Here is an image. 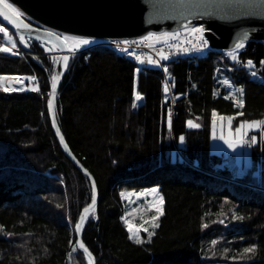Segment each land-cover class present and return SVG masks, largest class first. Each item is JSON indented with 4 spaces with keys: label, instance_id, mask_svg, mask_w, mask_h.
Instances as JSON below:
<instances>
[{
    "label": "trees",
    "instance_id": "trees-1",
    "mask_svg": "<svg viewBox=\"0 0 264 264\" xmlns=\"http://www.w3.org/2000/svg\"><path fill=\"white\" fill-rule=\"evenodd\" d=\"M10 32L27 52L0 51V264H91L76 225L92 183L62 149L48 110L58 58L45 43ZM238 55L167 61L173 96L157 64L138 71L135 58L107 45L73 53L57 110L99 185V204L83 225L97 264H264V124L249 134L242 171L212 149L217 115L232 116L234 127L264 122V42L246 41ZM5 75L35 84L6 91ZM152 185L163 194L162 214L137 243L124 194Z\"/></svg>",
    "mask_w": 264,
    "mask_h": 264
},
{
    "label": "water",
    "instance_id": "water-1",
    "mask_svg": "<svg viewBox=\"0 0 264 264\" xmlns=\"http://www.w3.org/2000/svg\"><path fill=\"white\" fill-rule=\"evenodd\" d=\"M21 11L17 18L0 4V21L16 32L21 41L34 39L56 42L60 47L55 67L48 110L54 132L62 149L76 166L88 175L93 199L82 210L77 225V245H84L91 264L96 256L83 237L87 215L99 204L100 190L93 172L69 145L61 127L57 102L62 82L73 53L65 34L93 38H121L149 32L174 30L189 24H204L206 37L213 47L235 49L249 40L264 42V0H9ZM65 57L67 66L65 67ZM55 78V79H54ZM61 137L63 140L61 141Z\"/></svg>",
    "mask_w": 264,
    "mask_h": 264
},
{
    "label": "rangeland",
    "instance_id": "rangeland-1",
    "mask_svg": "<svg viewBox=\"0 0 264 264\" xmlns=\"http://www.w3.org/2000/svg\"><path fill=\"white\" fill-rule=\"evenodd\" d=\"M8 2H10L8 0ZM11 3V2H10ZM13 4V3H12ZM19 11L20 9L13 4ZM21 12V11H20ZM22 14V13H21ZM201 24H195V27H199ZM9 29V28H8ZM168 30H163L160 32H149L148 36L150 37L153 43L164 42L169 34L166 32ZM1 33L3 34V39L11 42L12 44H16V37L7 29H2ZM65 37H68V42L73 51H78L82 48H87L98 41L97 38L87 37V36H79V35H71L65 34ZM79 39H87L90 41L87 45H79L77 47L76 42ZM26 40L25 42H27ZM29 42V41H28ZM245 42L241 43L244 44ZM4 48H7L3 43ZM46 49L53 54L59 57L60 47L56 42L45 43ZM19 47V46H18ZM21 48V47H19ZM9 49V48H8ZM236 52H238L239 48H235ZM11 52L12 51H7ZM15 54H18L17 52ZM24 54V53H21ZM10 76V77H9ZM25 77L27 81L24 85L21 86H12V84H8L9 78H17V77ZM7 78V79H6ZM227 85L230 88V95L236 99H238L237 88L232 83V81L228 78L225 79ZM1 83L6 89L10 90H25L34 86V78L28 75H5L1 77ZM258 124V126H257ZM264 122L259 119L247 120L240 123L238 126H233V117L232 116H222L217 115L215 119V124L212 131V149L214 152L222 153L230 155V159L233 160L234 164L240 167L241 171L243 170V166L245 163H249L250 161V148L248 146L247 140L249 139V134L252 130H259L263 128ZM243 125V127H241ZM251 125V126H250ZM263 138H264V130H263ZM255 142L257 141V135L254 136L253 139ZM229 143H234L236 145L235 148L230 147ZM146 193V195H141ZM163 198L162 205L160 204V198ZM125 198V219L128 225V228H132V236L135 238H141L142 233L145 232L144 229H147L146 232H152L155 229V226L158 223V213L156 211V207L149 208V204H154L157 207L162 208L164 205V197L161 193L158 185H152L143 188L139 191H128L124 194ZM155 216V221L152 220V217ZM138 230V231H137ZM135 233V235H134Z\"/></svg>",
    "mask_w": 264,
    "mask_h": 264
},
{
    "label": "built area",
    "instance_id": "built-area-1",
    "mask_svg": "<svg viewBox=\"0 0 264 264\" xmlns=\"http://www.w3.org/2000/svg\"><path fill=\"white\" fill-rule=\"evenodd\" d=\"M195 24L178 27L174 30H168L169 37L164 42L153 43L147 34L134 37L121 38H97L98 41L93 45H107L120 50L121 53L127 54L135 58L139 63L140 70L144 65H150L149 61H158L157 65L161 66L165 73V85L168 87L169 93H172V82L168 73L167 61L182 58L186 56L204 57L212 52L221 51L227 53L233 60L240 61L236 49H220L210 44L209 38L206 37L204 24L195 27ZM193 28H203V32H193ZM2 29H8L4 24L0 23V32ZM2 43L13 53H26L27 50L19 48L16 44L0 37ZM127 41L128 43H124ZM4 46V45H3ZM81 50V49H80ZM166 57V59H165ZM235 57V58H234ZM256 77V74H255ZM258 77V76H257ZM173 95V93H172ZM174 96V95H173Z\"/></svg>",
    "mask_w": 264,
    "mask_h": 264
},
{
    "label": "snow or ice",
    "instance_id": "snow-or-ice-1",
    "mask_svg": "<svg viewBox=\"0 0 264 264\" xmlns=\"http://www.w3.org/2000/svg\"><path fill=\"white\" fill-rule=\"evenodd\" d=\"M0 4L3 5V9H6V10L10 11V12H11L13 15H15L17 18H21V12H20L16 7H14L12 3L8 2V0H0ZM0 11H2V10H0ZM192 31H193V32H203L204 29H203V28H199V29H197V28H193ZM64 39H65V41H67L69 38H68V37H65ZM88 43H90V41L87 40V39H79V40H77L76 45H77V47H78L79 45H87ZM124 43H128V42H127V41H124ZM235 47H236V48H240V47H242V44H241V43H238ZM0 51H11V49L4 48V49H0ZM234 58H235V57H234ZM165 59H166V57H165ZM66 62H67V57H65V67L67 66V63H66ZM149 63L156 64V63H159V62H158V61H151V60H150ZM248 64H249V66H251L252 62L249 61ZM138 71H139V70H138ZM54 79H55V78H54ZM226 83H227V82H226ZM52 86H53V88H55V83H53ZM5 90L7 91V90H10V89H5ZM164 91H165V92L168 91V87H167V85H165ZM136 99H137V100H140V99H141L139 93L137 94ZM188 126H189V127H199L200 125H199V124H194L193 121L190 120V121H188ZM250 126H251V125H250ZM257 126H258V124H257ZM169 127H171V121H170V120H169ZM241 127H243V125H241ZM60 139H61V141H62V140H63V137H61ZM179 139H180L181 141H183V140H184V137L181 136ZM229 146H230V147H233V148L236 147V145H235L234 143H229ZM141 195H146V193L141 194ZM94 203H95V200L93 199V204H94ZM162 203H163V198L161 197V198H160V204L162 205ZM152 207H156V211H157L158 213H161V208H160V207H157V206L154 205V204H149V208L151 209ZM88 211H89L88 208H85V209H84V212H85V213H87ZM161 214H162V213H161ZM155 219H156V217L153 216V217H152V220L155 221ZM77 228H79V225H77ZM129 231L132 232V228H131V227H129ZM137 231H138V230H137ZM144 231H147V229H144ZM134 235H135V233H134ZM136 242H137V243H141L142 241H141L139 238H137V239H136ZM80 248L83 249V248H84V245L81 244V245H80ZM245 251H246V252H251V251H253V249L249 248V249H245Z\"/></svg>",
    "mask_w": 264,
    "mask_h": 264
},
{
    "label": "bare ground",
    "instance_id": "bare-ground-1",
    "mask_svg": "<svg viewBox=\"0 0 264 264\" xmlns=\"http://www.w3.org/2000/svg\"><path fill=\"white\" fill-rule=\"evenodd\" d=\"M10 77V76H9ZM17 77V76H16ZM7 79V78H6ZM27 81V78L25 77H17V78H9L8 84H12V86H21L24 85L25 82Z\"/></svg>",
    "mask_w": 264,
    "mask_h": 264
}]
</instances>
